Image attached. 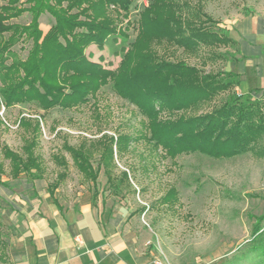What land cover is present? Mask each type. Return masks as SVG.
Returning a JSON list of instances; mask_svg holds the SVG:
<instances>
[{"label":"rangeland","instance_id":"374dc122","mask_svg":"<svg viewBox=\"0 0 264 264\" xmlns=\"http://www.w3.org/2000/svg\"><path fill=\"white\" fill-rule=\"evenodd\" d=\"M7 1L0 0V7ZM173 1L178 4L182 19L194 20L197 26L203 22L208 31L224 33V38L243 16L264 17V0ZM152 2L133 0L128 12L110 5L108 11L116 33L108 38L103 49L90 45L86 49L88 58L100 63L109 75L113 74L122 60L123 50L137 40L140 14ZM22 6L29 7V4L24 2ZM207 17L211 20H206ZM30 20L31 15L24 13L6 23L26 25ZM53 24L50 14L41 16L40 27L44 33ZM9 35L8 32L4 37ZM30 47L31 42L19 40L12 51L25 59ZM152 49L161 59L182 61L204 74L225 71L227 60L237 55L235 44H201L189 51L169 37L155 41ZM229 94L221 93L187 114L207 113L227 100ZM262 94L255 97L264 99ZM22 119L38 120L39 133L35 136L32 126L20 125ZM145 123L146 118L138 108L115 93L111 81L87 104L73 109L57 107L45 111L34 102L6 108L0 103V162L4 165V174L0 177L3 223L0 264H12L8 239L13 231L4 222L9 221L12 208L27 211L33 203H39L35 201L40 198L39 193H48V185L65 171L54 159L56 155L63 156L69 165L67 178L55 192L62 207L78 205L96 192L101 209L128 218L135 247L149 264H264V256L250 242L258 220L264 216V137L248 152L230 159L189 153L172 160L162 149L157 150L140 137L146 132ZM104 135L115 140L119 135L137 138L123 155L117 154L113 146L115 186L108 183L103 168L95 185L87 181L64 148L66 144L76 148L86 145L93 150V144ZM34 136L37 143L34 151L42 164L43 180L31 182L24 175L15 179L5 148L25 156L24 147ZM102 151H93L92 163L96 169ZM122 172L128 173V180L122 178ZM170 190L176 193L175 200L165 203Z\"/></svg>","mask_w":264,"mask_h":264},{"label":"trees","instance_id":"16d2710c","mask_svg":"<svg viewBox=\"0 0 264 264\" xmlns=\"http://www.w3.org/2000/svg\"><path fill=\"white\" fill-rule=\"evenodd\" d=\"M26 2L29 7L22 6ZM133 0H8L0 7V103L6 108L15 104L34 102L45 111L64 110L85 105L95 98L110 81L121 98L135 105L146 118L145 134L140 137L172 160L189 153H200L215 159H230L248 152L264 137V99L256 94H238L234 91L240 83V75L218 71L202 73L197 67L182 61L161 59L152 44L164 37L171 38L184 50H193L214 43L234 44L229 34L208 31L201 22L182 19L178 4L173 0H153L140 14L139 35L131 47L123 50L122 60L109 75L106 69L86 55V49L95 44L105 47L108 38L116 33L114 21L109 15L110 5L128 12ZM31 15L28 24L6 23ZM48 13L54 24L44 33L40 18ZM206 20H211L207 17ZM10 33L5 38L4 34ZM226 35V34H225ZM127 38V35H124ZM25 40L31 47L25 59L13 53L12 47ZM233 57L228 60H236ZM11 60V61H10ZM227 60V61H228ZM10 61V62H9ZM229 97L220 106L199 115L187 111L209 102L221 93ZM264 94H262L263 96ZM180 113V114H179ZM34 122V125L32 124ZM22 119L20 125L32 126L35 136L40 131L38 120ZM35 136L24 147L25 156L5 148V157L12 164L15 179L22 175L29 181L43 180L42 164L34 148ZM137 138L129 135L113 137L104 135L93 144V150L80 145L64 148L87 181L95 185L100 169L107 174L109 184L115 186L112 168L114 149L123 155ZM103 149L96 169L92 163L93 151ZM57 164L65 169L57 180L48 185V193L54 204L62 209L55 192L67 178L68 163L63 156H54ZM4 165L0 162V177ZM128 180V173L122 172ZM9 188L8 184H3ZM175 192L170 190L164 198L172 203ZM93 205L98 195L91 196ZM264 216L255 226L250 241L253 249L264 256ZM0 218V239L2 238Z\"/></svg>","mask_w":264,"mask_h":264},{"label":"crops","instance_id":"0c3cea01","mask_svg":"<svg viewBox=\"0 0 264 264\" xmlns=\"http://www.w3.org/2000/svg\"><path fill=\"white\" fill-rule=\"evenodd\" d=\"M229 31L237 59L225 71L240 75L237 93H264V17L245 15ZM39 197L27 211L12 208L4 222L13 231L12 264H149L135 247L128 218L93 205L91 197L62 209L49 193Z\"/></svg>","mask_w":264,"mask_h":264}]
</instances>
